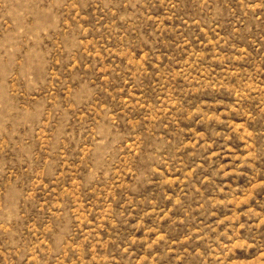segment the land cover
Returning a JSON list of instances; mask_svg holds the SVG:
<instances>
[{
    "label": "rangeland",
    "instance_id": "obj_1",
    "mask_svg": "<svg viewBox=\"0 0 264 264\" xmlns=\"http://www.w3.org/2000/svg\"><path fill=\"white\" fill-rule=\"evenodd\" d=\"M0 264H264V0H0Z\"/></svg>",
    "mask_w": 264,
    "mask_h": 264
}]
</instances>
